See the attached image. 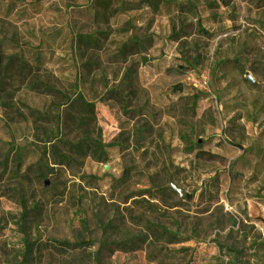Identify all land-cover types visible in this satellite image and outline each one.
<instances>
[{"label":"rangeland","instance_id":"rangeland-1","mask_svg":"<svg viewBox=\"0 0 264 264\" xmlns=\"http://www.w3.org/2000/svg\"><path fill=\"white\" fill-rule=\"evenodd\" d=\"M0 56V264L25 200L33 264H264V0H0ZM88 134L104 160L35 179ZM106 237L142 241L97 253Z\"/></svg>","mask_w":264,"mask_h":264},{"label":"trees","instance_id":"trees-1","mask_svg":"<svg viewBox=\"0 0 264 264\" xmlns=\"http://www.w3.org/2000/svg\"><path fill=\"white\" fill-rule=\"evenodd\" d=\"M144 3H147L149 6L157 9L163 0H142ZM3 63V57L0 56V69ZM29 63L27 60L22 58L20 60V71L24 72L28 69ZM1 72V70H0ZM2 76L0 73V87L3 85ZM70 105L78 109L81 113L87 115H95V104L87 101L83 96H80L76 100H71ZM64 127H63V126ZM68 122L60 121L58 128L60 131L63 128H68ZM92 157L96 161H102L106 157L105 145L102 142L101 135L99 134L96 137L90 136L89 134L75 139L70 138L69 136H59L55 144L51 146L50 153H43L39 155V158L36 163L32 164L29 170L32 169L33 175L36 180L44 178L50 170L53 169L50 165L54 164L59 167H68L70 163L76 161H84L86 157ZM35 208L30 205L29 200H25L22 203V212L21 219L19 223L20 232L23 236L22 243L23 247L20 250L19 256L20 260L17 264H33L34 258L37 251L36 240L31 238V224L36 218V215L33 214ZM76 211L79 216H81V221H85L84 210L77 204ZM103 231L107 232L112 228L111 224H105L102 226ZM142 241L140 237H127L119 242L110 240L109 237H106L103 241L99 243L98 252L100 253L103 250L112 252L118 249H125L127 247H134L135 243ZM67 247H84L92 245V243H87L81 240H75L73 244H68ZM65 246V245H64ZM229 264H247L243 262L240 256H236L230 260Z\"/></svg>","mask_w":264,"mask_h":264},{"label":"water","instance_id":"water-1","mask_svg":"<svg viewBox=\"0 0 264 264\" xmlns=\"http://www.w3.org/2000/svg\"><path fill=\"white\" fill-rule=\"evenodd\" d=\"M250 80H252V79L250 78ZM178 191L180 192L181 198L183 199L185 196V191L184 190H178Z\"/></svg>","mask_w":264,"mask_h":264}]
</instances>
